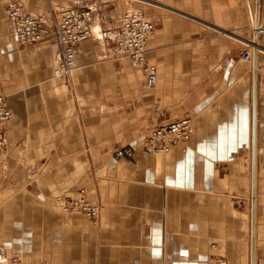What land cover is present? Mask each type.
Listing matches in <instances>:
<instances>
[{
    "label": "crops",
    "instance_id": "obj_1",
    "mask_svg": "<svg viewBox=\"0 0 264 264\" xmlns=\"http://www.w3.org/2000/svg\"><path fill=\"white\" fill-rule=\"evenodd\" d=\"M18 1L46 23L42 41L20 44L0 0V90L12 112L0 245L27 264H213L216 244L228 264H252L254 238L264 264V0H56L62 12L93 15L71 78L54 76L56 27L41 13L49 0ZM124 10L155 26L152 89L101 37ZM185 116L189 140L166 153L144 145L151 128ZM78 196L101 205L99 225L62 211Z\"/></svg>",
    "mask_w": 264,
    "mask_h": 264
},
{
    "label": "built area",
    "instance_id": "obj_2",
    "mask_svg": "<svg viewBox=\"0 0 264 264\" xmlns=\"http://www.w3.org/2000/svg\"><path fill=\"white\" fill-rule=\"evenodd\" d=\"M7 16L14 25L20 44L40 42L44 38L46 21L30 13L18 0H8ZM92 10L69 9L62 13L56 27V38L59 44V59L54 69L55 77H68L76 67L78 49L83 40L93 35ZM155 30L154 24L134 10H126L121 14L118 24L101 31V37L112 41L115 57H129L134 65L143 69L146 74L145 88L152 89L157 83V67L150 63L146 55L149 36ZM258 31L264 32L263 28ZM246 60H252L250 51L244 53ZM12 112L6 105V98L0 90V148H6L7 127ZM194 133L191 117H183L169 123L153 127L144 138V145L154 153H166L170 144L176 141H187ZM66 212H80L94 223L100 220L101 207L88 200L70 199L63 206ZM216 248V245H212ZM0 264H27L20 256L10 254L5 245H0ZM213 264H228L224 257L217 256Z\"/></svg>",
    "mask_w": 264,
    "mask_h": 264
},
{
    "label": "rangeland",
    "instance_id": "obj_3",
    "mask_svg": "<svg viewBox=\"0 0 264 264\" xmlns=\"http://www.w3.org/2000/svg\"><path fill=\"white\" fill-rule=\"evenodd\" d=\"M55 4H56V6H54L53 4V0H49V5L47 6V12H41V13H45V14H47L48 16H49V18H50V22L52 23V24H54V26L55 27H57V23H58V21L60 20V18H61V15H62V11L59 9V8H56V7H58L57 5L59 4V1L57 2L56 0H55ZM124 11H126V10H124ZM123 11V12H124ZM30 13H32V14H40L39 12H32V11H29ZM122 12V13H123ZM121 13V14H122ZM254 16H255V10L252 12V20L251 21H253V18H254ZM92 17H93V15H92ZM252 28H253V26H252ZM109 29V28H108ZM261 32V31H260ZM255 37H256V35H255ZM256 40H254V39H251V36H250V41L248 42V45H246V47H248V51H250L251 53H252V51H253V48L251 47V46H249V44L251 45V44H253V42H255ZM112 45H113V43H112ZM113 48V47H112ZM78 51H79V49H78ZM112 51H113V49H112ZM246 52V51H245ZM251 61V60H250ZM76 66H77V60H76ZM76 68V67H75ZM75 68L73 69V71L71 72V75H72V73L74 72V70H75ZM71 75L70 76H68V77H62V78H71ZM60 84H62L61 82H60ZM67 88V87H66ZM67 90H68V88H67ZM67 94L71 97V99H73V100H81V97L79 96V94L77 93V92H75V89L73 90H68V92H67ZM66 96V95H65ZM185 117H188V116H185ZM183 118V117H182ZM81 192H85V189H81ZM84 199V200H88V201H90V202H92V203H97V202H95V201H91V200H89L88 198H85V197H82V196H78V197H73V198H70V199ZM70 199H67L64 203H62L61 204V209H62V211L63 212H66V211H64V209H63V206L65 205V203L68 201V200H70ZM99 204V203H98ZM100 205V204H99ZM100 207H101V205H100ZM66 213H71V214H81L82 216H84L85 217V219L87 220V221H89L92 225H94V226H96V225H99L100 224V220H99V222L96 224V223H94L93 221H91L90 219H88L83 213H80V212H66ZM100 217H101V214H100ZM214 245V244H213ZM216 245V244H215ZM211 248H212V245H211ZM213 249V251H214V256H213V259L212 260H214V258L215 257H217V256H221V257H223L221 254H220V252L218 251V246L216 245V248H212ZM10 253V252H9ZM11 254V253H10ZM225 258V257H224ZM226 259V258H225ZM227 260V259H226ZM227 263H228V261H227Z\"/></svg>",
    "mask_w": 264,
    "mask_h": 264
},
{
    "label": "water",
    "instance_id": "obj_4",
    "mask_svg": "<svg viewBox=\"0 0 264 264\" xmlns=\"http://www.w3.org/2000/svg\"><path fill=\"white\" fill-rule=\"evenodd\" d=\"M254 104L256 105V98L254 100ZM254 126L256 127V110H254ZM256 139L253 140V197L255 198L256 192ZM255 216V199L253 201V222ZM253 233H254V223H253ZM252 264H255L254 258V238H253V257H252Z\"/></svg>",
    "mask_w": 264,
    "mask_h": 264
},
{
    "label": "bare ground",
    "instance_id": "obj_5",
    "mask_svg": "<svg viewBox=\"0 0 264 264\" xmlns=\"http://www.w3.org/2000/svg\"><path fill=\"white\" fill-rule=\"evenodd\" d=\"M253 24L255 25V16L253 18ZM256 149H257V140H256ZM253 252V251H252ZM252 257H253V253H252Z\"/></svg>",
    "mask_w": 264,
    "mask_h": 264
}]
</instances>
